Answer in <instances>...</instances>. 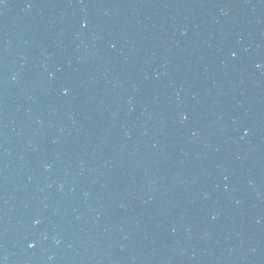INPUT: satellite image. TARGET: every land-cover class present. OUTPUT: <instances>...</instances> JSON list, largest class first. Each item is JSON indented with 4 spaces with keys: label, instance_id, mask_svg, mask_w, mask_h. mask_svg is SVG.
<instances>
[{
    "label": "water",
    "instance_id": "1",
    "mask_svg": "<svg viewBox=\"0 0 264 264\" xmlns=\"http://www.w3.org/2000/svg\"><path fill=\"white\" fill-rule=\"evenodd\" d=\"M0 264H264V0H0Z\"/></svg>",
    "mask_w": 264,
    "mask_h": 264
},
{
    "label": "snow or ice",
    "instance_id": "2",
    "mask_svg": "<svg viewBox=\"0 0 264 264\" xmlns=\"http://www.w3.org/2000/svg\"><path fill=\"white\" fill-rule=\"evenodd\" d=\"M87 25H85V27H86Z\"/></svg>",
    "mask_w": 264,
    "mask_h": 264
},
{
    "label": "clouds",
    "instance_id": "3",
    "mask_svg": "<svg viewBox=\"0 0 264 264\" xmlns=\"http://www.w3.org/2000/svg\"><path fill=\"white\" fill-rule=\"evenodd\" d=\"M30 246H32V245H30Z\"/></svg>",
    "mask_w": 264,
    "mask_h": 264
}]
</instances>
